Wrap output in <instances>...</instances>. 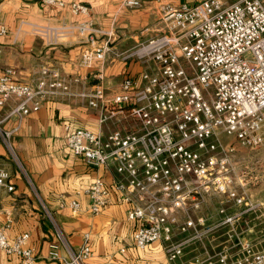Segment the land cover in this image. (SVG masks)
<instances>
[{"label":"built area","instance_id":"obj_1","mask_svg":"<svg viewBox=\"0 0 264 264\" xmlns=\"http://www.w3.org/2000/svg\"><path fill=\"white\" fill-rule=\"evenodd\" d=\"M42 1L88 17L51 29L55 34H71L82 40L79 66L106 61L117 34L98 26L90 17L88 5ZM142 3L123 0L130 8H140ZM159 8L158 34L128 55L148 64L147 68L138 78H125L115 92L107 91L99 74L98 82L86 88L87 75H69L57 66H41L30 83L16 81L17 71L6 69L0 75V107L11 100L16 104L0 118V142L42 202L14 143L27 115L40 110L47 100L68 97L81 98L97 109L101 125L117 116L133 122L136 126L132 131L115 129L108 133L85 127L72 130L65 125L71 151L94 167L113 165L118 178L108 184L97 177L76 190L75 197L66 200L60 196V207L77 215L83 210L80 198L84 196L90 212L98 216L111 203L114 190L129 205L127 219L139 222L133 234L138 249L163 242L168 259L176 261L184 255L186 244L174 241L176 228L182 234L192 230L201 240L228 227L226 234L232 244L214 251L205 248L204 256L188 264H264V247L256 249L244 238L248 231L241 225L244 216L258 204L250 200L246 184L241 182V189L236 186L232 153L235 142L251 149L264 144V0L161 3ZM6 33L2 26L0 35ZM12 116L18 122L7 129L4 123ZM224 135L230 139L224 141ZM13 178L0 165V192L15 191ZM207 194L225 195L218 209L221 219L213 223L197 214L209 199ZM42 205L54 232L48 257L64 264H84L92 258L90 233L84 234L82 245L75 249L53 214ZM12 215L7 210L0 224V252L18 256L22 264L40 263L42 258L28 232L9 239Z\"/></svg>","mask_w":264,"mask_h":264},{"label":"crops","instance_id":"obj_2","mask_svg":"<svg viewBox=\"0 0 264 264\" xmlns=\"http://www.w3.org/2000/svg\"><path fill=\"white\" fill-rule=\"evenodd\" d=\"M62 1L88 5L91 8L90 17L98 26L116 32L117 37L106 61H96L92 67L79 66L84 48L82 40L71 34H55L51 30L64 22L84 21L88 17L73 15L68 7L50 6L42 0H0V29L2 26L7 28L6 35H0V75L13 68L17 71L16 81L30 83L41 66H57L69 75H87L89 81L86 88L98 82L96 75H102L107 91L115 92L125 78H138L147 68L148 64L128 55L158 34L159 5H194L202 0H142L140 8L127 7L123 5V0ZM15 104L16 101L11 100L0 107V118L5 117ZM17 122V118L12 116L4 126L11 129ZM65 125L72 130L85 127L102 130L103 133L115 129L129 132L136 126L133 122L121 121L120 116L101 125L99 111L81 98H53L45 101L40 110L27 115L14 136V143L42 202L0 142V165L14 175L12 181L15 184L14 192L6 189L0 192V224L5 221L7 210L13 213V224L7 231L9 239L28 232L31 244L42 258L37 264H64L48 257L54 232L44 213L43 203L75 249L82 245L84 234L90 233L93 256L84 264H183L186 257L170 261L161 242H154L145 249L134 245L133 234L139 222L127 219L129 205L122 202L121 194L114 190L110 196L111 203L98 216L90 212L88 198L84 196L80 198L83 210L77 215L66 207H60V196L66 200L75 197L76 190L90 185L97 177H103L108 184L118 178L113 165L110 168L94 167L84 157L75 155L67 145L69 131ZM219 206L218 200L209 198L200 214L213 223L221 219ZM227 230L228 227H223L211 235V241L215 242L210 251L232 244ZM190 251L196 252L193 248ZM0 264L22 263L18 256L0 252Z\"/></svg>","mask_w":264,"mask_h":264},{"label":"rangeland","instance_id":"obj_3","mask_svg":"<svg viewBox=\"0 0 264 264\" xmlns=\"http://www.w3.org/2000/svg\"><path fill=\"white\" fill-rule=\"evenodd\" d=\"M226 1L232 3L236 0ZM223 139L224 141H228L230 138L224 135ZM232 153L234 155L235 173L237 174V177H235L236 186L241 189V182L246 184L250 200L254 204H258V207H255L245 214V216L248 214H250V216L245 218L244 222L241 224L244 226L243 228L248 229L244 238L251 241L256 249H260L264 247V144L258 148L251 149L243 147L235 142L232 146ZM205 197H212L213 200H218V202H220L224 199L225 195L211 196L207 194ZM242 208L244 207H241V209ZM200 213L201 211H197V214L201 215ZM206 222L210 223L209 220ZM175 232L174 241H186L184 255L176 260L185 259L186 257L183 264H188L194 260L195 257L204 256L203 250L205 248L211 250V245L215 242L211 241V235L203 237L200 240L192 230L189 234H182L179 233V229L176 228ZM164 245L163 243V246ZM191 248L195 249L196 252L190 251Z\"/></svg>","mask_w":264,"mask_h":264}]
</instances>
